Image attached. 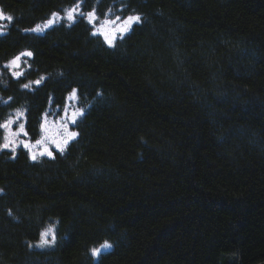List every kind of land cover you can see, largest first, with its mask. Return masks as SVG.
I'll list each match as a JSON object with an SVG mask.
<instances>
[{
    "label": "trees",
    "instance_id": "trees-1",
    "mask_svg": "<svg viewBox=\"0 0 264 264\" xmlns=\"http://www.w3.org/2000/svg\"><path fill=\"white\" fill-rule=\"evenodd\" d=\"M73 4L0 0V124L35 143L72 90L84 110L63 153L0 149V264L264 263V0H84L141 17L114 47L79 16L25 31Z\"/></svg>",
    "mask_w": 264,
    "mask_h": 264
},
{
    "label": "snow or ice",
    "instance_id": "snow-or-ice-1",
    "mask_svg": "<svg viewBox=\"0 0 264 264\" xmlns=\"http://www.w3.org/2000/svg\"><path fill=\"white\" fill-rule=\"evenodd\" d=\"M84 0H74V4L70 6L69 8L65 9L63 12V15H60L58 13H53L52 17L48 19L43 25L37 24L35 27H32L30 29H26L25 31H31L33 33H36L38 35L43 34L47 29L53 27L57 22L60 21H67L68 26H71L73 23L76 22V17H83L87 20L88 24L92 26L93 29H95L92 34L93 35H101L105 41V43L109 47L115 46V41L117 39H123V34L127 33L131 30V28L139 24L141 22V17L139 15L130 14L127 16H120L116 15L112 17V9H108L107 13L102 18L98 15L95 8H93L90 11L84 12L82 9V3ZM108 17H112L109 19ZM13 19L10 15H5L2 10H0V20L11 22ZM3 28L0 26V35H3ZM33 53L31 51H23L17 56H15L8 64L5 65V68L13 69V75L19 79L24 75V73L20 72L18 69L21 67L23 63H26V61L23 59L24 57H31ZM44 80V77H41L38 80L30 81L29 83H25L22 85L25 89H31L32 85H36L37 87L41 84V82ZM68 100L70 101H77L79 100V96L76 90H72V92L69 94ZM65 113L67 114V108L64 109ZM22 112L20 110H17L16 117L19 119L22 116ZM84 115V110L82 108L77 107L72 115L68 117L66 120H62L59 127L56 129H52L47 125L46 118L47 113L44 114V122L40 124V132L41 136L39 139L35 141V144L30 143H24L23 141H20V143L23 144L25 148L29 150L30 153H32V159L36 160L37 155L44 156L47 155L49 157H53V153L48 150L47 147H43V150L39 153L32 152V149L36 147V145L44 146L46 143L51 140L52 143L55 144L56 150L63 153L66 146L76 139L78 136V133L74 130H71L69 125H75L77 123V119L79 117H82ZM16 123V120L9 119L3 124H0V128L9 129V125H12ZM17 131L11 132L10 135L4 136V143L0 145V149L9 148L11 146V151L15 152V142L11 137H19L21 133H24V135H27L26 132H24V124L19 123L17 124ZM56 241L55 231L53 228L49 227L45 231L41 232L40 234V243L38 246H51L54 245ZM112 245L105 241L99 248H93L91 249V253L93 256H97L101 254L103 251H106L110 249Z\"/></svg>",
    "mask_w": 264,
    "mask_h": 264
},
{
    "label": "rangeland",
    "instance_id": "rangeland-1",
    "mask_svg": "<svg viewBox=\"0 0 264 264\" xmlns=\"http://www.w3.org/2000/svg\"><path fill=\"white\" fill-rule=\"evenodd\" d=\"M109 19H111L112 17H108ZM4 23L3 20H0V26H2ZM43 25V24H42ZM95 30V29H94ZM129 32V31H128ZM127 32V33H128ZM126 34V33H125ZM123 34V35H125ZM27 58V57H26ZM26 58L24 57L23 59L26 60ZM22 66V65H21ZM78 104H77V101H70L68 100L65 108H67V114L65 113L64 109L62 108L61 110H54L52 112H49L47 114V118H46V122H47V125L49 127H51L53 130L58 128L61 121L62 120H66L68 117H70L72 115V113L74 112V110L77 108ZM50 115V116H49ZM80 118V117H79ZM79 118L77 119V122L79 120ZM13 120H16V123L12 124V125H9V129H7V135H10L11 132H14V131H17V124L19 123H23L22 120H19V119H13ZM44 122V121H43ZM24 124V123H23ZM75 125H69L70 129L73 130V127ZM25 129V128H24ZM25 132V130H24ZM15 142V148L19 147V146H23L22 143H20V141H23L24 143H30V144H35V143H32L29 141V138L27 137V135H24V133H21L19 135V137H11ZM11 146H9V148L11 149ZM43 147H47L49 151H51L53 154L56 150V147H55V144L52 143L51 140H49L46 145L44 146H41V145H36L35 148L32 149V152H35V153H39L40 151L43 150ZM32 154V153H31ZM44 156H47V155H44ZM37 157H41L39 155H37ZM49 157V156H48Z\"/></svg>",
    "mask_w": 264,
    "mask_h": 264
},
{
    "label": "water",
    "instance_id": "water-1",
    "mask_svg": "<svg viewBox=\"0 0 264 264\" xmlns=\"http://www.w3.org/2000/svg\"><path fill=\"white\" fill-rule=\"evenodd\" d=\"M262 264H264V263H262Z\"/></svg>",
    "mask_w": 264,
    "mask_h": 264
}]
</instances>
